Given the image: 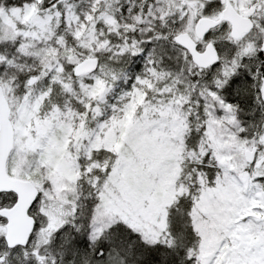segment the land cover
<instances>
[{"label": "snow or ice", "instance_id": "1", "mask_svg": "<svg viewBox=\"0 0 264 264\" xmlns=\"http://www.w3.org/2000/svg\"><path fill=\"white\" fill-rule=\"evenodd\" d=\"M0 264H264V0H0Z\"/></svg>", "mask_w": 264, "mask_h": 264}]
</instances>
